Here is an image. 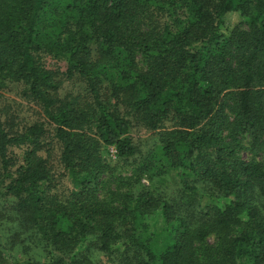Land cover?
<instances>
[{"label":"trees","instance_id":"16d2710c","mask_svg":"<svg viewBox=\"0 0 264 264\" xmlns=\"http://www.w3.org/2000/svg\"><path fill=\"white\" fill-rule=\"evenodd\" d=\"M61 77L85 93L60 99ZM9 85L37 113L6 119L0 94V264H264V0H0ZM133 127L172 195L141 184L155 156ZM26 241L38 253L4 256Z\"/></svg>","mask_w":264,"mask_h":264},{"label":"rangeland","instance_id":"374dc122","mask_svg":"<svg viewBox=\"0 0 264 264\" xmlns=\"http://www.w3.org/2000/svg\"><path fill=\"white\" fill-rule=\"evenodd\" d=\"M237 22L238 17L235 15H231L227 18V23L230 26L236 24ZM43 61L46 68H48L49 70L57 71L59 72V74L65 71L66 67L63 61L56 60L50 56H43ZM61 79L63 80V83L59 90L60 99H69L78 95H83L85 93V86L83 83H79L75 80L66 81L62 77ZM21 89L22 86L20 85H9L6 90L0 92L2 98L1 105H5L9 109L5 114L6 119L16 116L17 121L21 119L22 121L27 123L30 122L31 119L36 117L37 109L33 106H28V104H26L25 101L20 98L19 93ZM110 104H113V102H110ZM131 131L135 144H141L139 156H143V158L149 155L155 156V163L152 162L154 164V167L151 168L152 171L149 174H143V176L141 177V184L148 188H158L161 186L164 191H167L169 195H172L173 192L175 190L177 191L178 189V176L176 172L167 169L166 164L160 159V152L154 145L149 131L142 127H133ZM14 152L19 153V151ZM107 153L110 164L113 167L117 168V171L115 170L117 174L119 173L122 177L125 178L130 177L131 174H133V170H135L133 167L134 163L120 164L116 158L115 150L113 148H109ZM240 157L246 161L252 158H254L255 161H263V158L253 157L245 150L241 152ZM161 217L162 216L159 213H156L153 217L147 218V226L151 231H154L155 233H162L164 231L165 225ZM220 235H222L220 234V231L216 229H209L208 236L205 240V245L207 247H213L215 250L216 246L218 245L217 243ZM18 249L25 250L29 254L38 253V249L32 241H26L24 244L14 242L13 247H4V256L7 257L10 254H16ZM91 259L93 260V262L96 261V263H105L104 258L101 256H94L91 257Z\"/></svg>","mask_w":264,"mask_h":264}]
</instances>
